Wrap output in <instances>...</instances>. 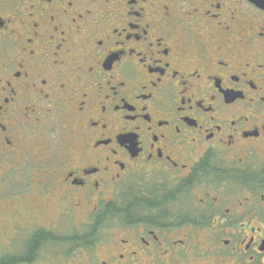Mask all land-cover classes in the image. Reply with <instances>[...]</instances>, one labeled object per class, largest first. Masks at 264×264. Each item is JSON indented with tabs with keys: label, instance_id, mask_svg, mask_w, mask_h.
<instances>
[{
	"label": "flooded vegetation",
	"instance_id": "obj_1",
	"mask_svg": "<svg viewBox=\"0 0 264 264\" xmlns=\"http://www.w3.org/2000/svg\"><path fill=\"white\" fill-rule=\"evenodd\" d=\"M0 264H264V0H0Z\"/></svg>",
	"mask_w": 264,
	"mask_h": 264
},
{
	"label": "rangeland",
	"instance_id": "obj_2",
	"mask_svg": "<svg viewBox=\"0 0 264 264\" xmlns=\"http://www.w3.org/2000/svg\"><path fill=\"white\" fill-rule=\"evenodd\" d=\"M3 222H0V224H2ZM2 241H5V239L2 237V236H0V242H2Z\"/></svg>",
	"mask_w": 264,
	"mask_h": 264
}]
</instances>
